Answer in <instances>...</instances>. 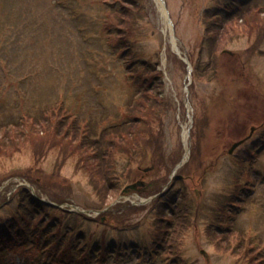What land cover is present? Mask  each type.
<instances>
[{
	"label": "rangeland",
	"instance_id": "374dc122",
	"mask_svg": "<svg viewBox=\"0 0 264 264\" xmlns=\"http://www.w3.org/2000/svg\"><path fill=\"white\" fill-rule=\"evenodd\" d=\"M103 1L0 0V123L17 122L23 115L49 106L86 119L91 126L103 120L121 122L134 90L131 64L123 57L131 52L130 61L151 62L163 75L154 76L150 97L140 106L141 111L134 110V114L148 115L152 127L136 129L135 141L141 144L132 172L125 175L121 192L104 207L84 169L78 166V156L65 157L63 144L46 146L44 155L38 157L34 146L24 145L0 157V211L14 214L22 198L20 189L15 191L16 185L28 183L30 186L22 188L32 189L38 185L32 182L37 179L50 194L41 190L39 195L51 201L65 200V208L60 207L63 211L52 214L54 220L58 216L63 221L65 230L82 229L91 240L115 238L121 251L127 246L130 257L109 264H143L144 260L147 264H166L163 260L154 263V244L149 246L155 235L156 210L129 215L127 224H121L117 217L116 221H101L104 213L129 198L138 203L172 184L176 177L172 178V172L186 154L184 132L188 129L186 144L191 153L184 168L176 173L181 175L175 188L181 193L187 191L197 214L176 251L163 259L172 264H264V31H253L224 45L225 50L242 53L247 62L242 94L233 99L228 74L219 79L193 76L190 81L187 63L173 50L168 23L156 0L130 4L137 15L136 24L131 18L135 29L129 36L132 49L117 54L108 43L106 24L108 9L120 8V0ZM164 1L181 55L188 53L195 62L204 60L202 12L232 0ZM255 3L264 6V0H250L245 5ZM117 24L124 28L121 20ZM227 58L231 63L233 58ZM146 68L140 67V71ZM59 130L68 135L66 126H59ZM250 132L252 137L247 142L233 154L227 153L234 142ZM36 134L38 147L51 139L42 130ZM16 137L23 135L16 133ZM177 157L179 161L173 165ZM151 166L148 174L138 169ZM123 169L124 164H119L120 174ZM141 178L146 186L123 194L125 186ZM236 192L239 195L234 203L231 198ZM73 205L86 211L71 215ZM21 260L18 257L17 264Z\"/></svg>",
	"mask_w": 264,
	"mask_h": 264
},
{
	"label": "trees",
	"instance_id": "16d2710c",
	"mask_svg": "<svg viewBox=\"0 0 264 264\" xmlns=\"http://www.w3.org/2000/svg\"><path fill=\"white\" fill-rule=\"evenodd\" d=\"M138 1L128 0L125 2V0H120V8L117 10L115 8L108 9L109 20L108 24L105 23L109 29L110 38L108 41L117 49L118 54L122 55L124 54L123 51H131L132 49L133 43L129 36L135 32L133 25L134 21L136 24L137 15L130 4H137ZM238 1L232 0L216 8H205L202 12L205 26L202 45L206 51V58L196 62L190 58L195 79L206 78V76L219 79L222 75L228 74V87L232 91L231 97L233 99H237V96L242 94L246 80L247 62L242 53L225 50L224 45L231 40L249 35L253 31H264V6L262 7L257 3L245 5V2L250 0H242L241 3ZM110 3L113 4V2ZM136 7L138 8V5ZM119 20L123 24L124 28L122 29L117 24ZM116 28L117 32L114 33ZM126 36L128 39H125ZM121 50L122 52L119 53ZM131 54V52L127 56L124 54L123 57L131 64L130 82L134 90L129 103L126 105L125 118L121 119V122L119 120L109 124V120H103L96 126H91L86 119L74 118L72 113L71 115L66 114L49 106L35 114L23 115L17 122L0 123V157L13 154L15 150L30 144L36 148L34 150L37 157L43 156V149L46 146L61 143L63 148L68 151L65 150V157L74 154L78 156V166L84 169V173L88 176L101 205L107 206L109 199L121 192L125 175L132 172L133 162L135 157H138L137 151L140 148H137L141 143L135 141L136 129L147 128L150 130L152 127L148 115L134 114V110L138 108L141 111L140 106L144 100L150 97L151 89L155 85L154 76L159 75L163 78L157 69V65H151V62L130 61L129 55ZM224 57H226L225 61L222 62ZM227 57L233 58L231 63ZM219 60H221V67H219ZM140 67L147 68L142 72ZM135 101L136 103H134ZM59 126H66L68 128L66 134L68 135L60 131ZM49 129L53 130L55 134H51ZM41 130L44 134L51 136V139L44 140L42 144H39L42 150L39 149L40 147L35 140L37 138L36 132ZM16 133L23 135V137L14 138ZM58 135L62 136L63 140L70 137L74 142L72 140L64 142ZM13 138L14 141L11 142ZM7 140L14 145L8 144ZM157 144L160 147L159 141ZM195 154L196 150L193 148L192 155ZM156 161L153 159V162ZM178 161L179 157L173 160V165L177 164ZM121 163L124 164L123 174L119 173L121 171L119 164ZM180 175L177 174L172 184L152 200L149 209L145 205L138 206L126 202L122 206L116 205L106 214L103 212L104 217L101 223L104 224L106 218H113L116 221L117 217L121 224H127L131 220L129 215H134L143 210L147 212L148 210H156L155 235L154 240L149 245L154 244V258H156L154 263L163 260L166 264H172L170 261L167 262V259H163V256L176 251L180 245V240L197 214L194 211V205L189 201L187 191L181 193L175 188ZM32 182L34 185L38 184L36 185L38 189L49 194V191L44 190L38 183L39 180L34 179ZM22 187L18 188L22 198L18 203L16 212L8 215L0 211V264H17L18 257H22L21 264H109L116 259L121 261L130 257L131 254H127V246L122 251L119 250L115 238L106 240L100 237L91 240L90 236L85 234L82 229L68 228L65 230L66 225H63V221L58 216L55 217L57 220H54L52 216L55 211L61 212L63 210L44 201L30 188ZM178 195H182V199H177ZM237 195V192L233 194L232 202L235 203ZM55 201L63 203L65 200L56 198ZM70 214L78 213L71 212ZM137 254H140L139 257H141L142 252ZM142 263L147 264L146 260Z\"/></svg>",
	"mask_w": 264,
	"mask_h": 264
},
{
	"label": "water",
	"instance_id": "95a60500",
	"mask_svg": "<svg viewBox=\"0 0 264 264\" xmlns=\"http://www.w3.org/2000/svg\"><path fill=\"white\" fill-rule=\"evenodd\" d=\"M186 62L189 64V61L188 59L186 60ZM190 70H191V66H190ZM244 142V140H240V141H237L233 144L232 148L230 149V153H232L239 145H241L242 143ZM185 163V160H182L177 166L176 168L174 169V172H173V176L175 175V173L177 172V170L183 166V164ZM150 169L149 168H146L145 171H149ZM139 185H144V182L142 181H139V182H135V183H132V184H129L127 185L124 189H123V194L125 193H129L131 190H138V186ZM55 204V203H54ZM58 206L60 207H63L64 205H60L58 204ZM75 208L77 210H79L78 207L75 206Z\"/></svg>",
	"mask_w": 264,
	"mask_h": 264
},
{
	"label": "bare ground",
	"instance_id": "6f19581e",
	"mask_svg": "<svg viewBox=\"0 0 264 264\" xmlns=\"http://www.w3.org/2000/svg\"><path fill=\"white\" fill-rule=\"evenodd\" d=\"M157 2H158V4H159V6H160V8H161V11H162V13H163V15L165 16V18H166V21H167V23H168V25H167V29H169L170 30V33H171V40H170V43L172 44V45H174L175 46V49L177 50H179V47H178V45H177V39H176V36L173 34V24H172V21H171V19L169 18V13H168V10L166 9V4H165V1L164 0H156ZM180 51V50H179ZM177 52V51H176ZM187 136H188V129H186L185 130V132H184V137H185V139L187 140Z\"/></svg>",
	"mask_w": 264,
	"mask_h": 264
}]
</instances>
